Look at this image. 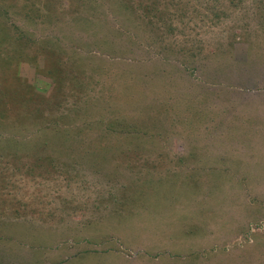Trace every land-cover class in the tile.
Segmentation results:
<instances>
[{
	"label": "rangeland",
	"instance_id": "374dc122",
	"mask_svg": "<svg viewBox=\"0 0 264 264\" xmlns=\"http://www.w3.org/2000/svg\"><path fill=\"white\" fill-rule=\"evenodd\" d=\"M0 264H264V0H0Z\"/></svg>",
	"mask_w": 264,
	"mask_h": 264
}]
</instances>
